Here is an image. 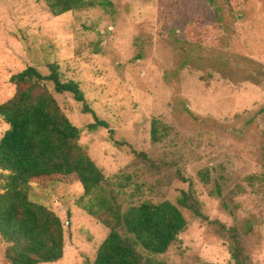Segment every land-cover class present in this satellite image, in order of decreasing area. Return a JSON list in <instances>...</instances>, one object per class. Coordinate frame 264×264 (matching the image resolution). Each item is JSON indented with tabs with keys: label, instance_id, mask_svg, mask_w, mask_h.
Here are the masks:
<instances>
[{
	"label": "rangeland",
	"instance_id": "rangeland-1",
	"mask_svg": "<svg viewBox=\"0 0 264 264\" xmlns=\"http://www.w3.org/2000/svg\"><path fill=\"white\" fill-rule=\"evenodd\" d=\"M98 1L54 16L42 0H0V105L15 93L13 75L27 67L47 75V64H57L109 125L89 131L93 117L82 104L48 85L124 208L177 205L190 190L209 221L250 228L249 263L264 264V0ZM7 129L0 118V139ZM29 199L64 225L63 258L53 264H92L109 232L82 210L77 179L32 183ZM179 209L186 229L158 261L233 264L219 227ZM4 251L0 238V264Z\"/></svg>",
	"mask_w": 264,
	"mask_h": 264
},
{
	"label": "trees",
	"instance_id": "trees-1",
	"mask_svg": "<svg viewBox=\"0 0 264 264\" xmlns=\"http://www.w3.org/2000/svg\"><path fill=\"white\" fill-rule=\"evenodd\" d=\"M42 1L54 16L94 5V0ZM98 2L102 7L112 6L109 0ZM47 68V75L35 67L13 75L10 82L15 93L0 105V118L8 126L0 139V238L5 244L6 264H53L63 258L65 233L60 218L29 199L30 185L52 176L75 177L83 188L82 210L108 229L92 264H162L157 258L178 242L187 226L179 207L219 227L232 243L233 264H250L243 237L251 229L241 233L235 227L226 228L209 221L190 190L180 194L177 205L167 201L142 202L124 208L106 188L103 172L80 146L81 131L62 113L48 85L54 93L68 94L82 104V113L93 117V123L87 127L89 131L109 130V125L87 107L77 82L62 81L55 63H48ZM152 140H158L155 123ZM137 156L155 167L145 155ZM176 175L189 183L179 171ZM201 178L208 182L207 172ZM216 194L220 196L219 189Z\"/></svg>",
	"mask_w": 264,
	"mask_h": 264
}]
</instances>
